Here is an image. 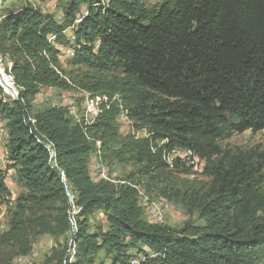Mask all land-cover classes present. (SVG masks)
<instances>
[{
  "label": "trees",
  "instance_id": "1",
  "mask_svg": "<svg viewBox=\"0 0 264 264\" xmlns=\"http://www.w3.org/2000/svg\"><path fill=\"white\" fill-rule=\"evenodd\" d=\"M8 1L0 4V54L11 63L19 98L0 97L8 130L0 203L12 196L10 169L27 191L15 199L2 241L26 255L37 235L64 236L76 225L74 254L60 243L56 264H96L102 251L112 264H127L139 243L156 253L140 264L264 262V147L221 145L236 133L264 129V0H58L61 20L29 0ZM69 45L75 64L109 76L81 85L119 94L132 128L145 137L129 133L115 153L110 143L121 138L115 103L103 104L91 124L74 122L67 106L34 112L42 87H70L58 48ZM177 149L204 163L209 182L164 194L189 214L198 211L203 226L147 221L136 187L94 182L88 168L95 153L112 151L158 179ZM172 165L179 168L180 160ZM98 211L109 226L95 234L88 223Z\"/></svg>",
  "mask_w": 264,
  "mask_h": 264
},
{
  "label": "rangeland",
  "instance_id": "2",
  "mask_svg": "<svg viewBox=\"0 0 264 264\" xmlns=\"http://www.w3.org/2000/svg\"><path fill=\"white\" fill-rule=\"evenodd\" d=\"M0 0V4H1ZM36 6L41 7L45 12H56V16L59 20L62 19L63 14L61 10L57 8L58 0H29ZM148 4L153 5L159 0H146ZM24 0H9L8 4L14 6H21ZM70 33V30L67 32ZM54 38L51 40L53 41ZM62 47V46H60ZM76 52V50H75ZM67 53V54H66ZM65 54V55H62ZM74 55L71 50V46H65V50L60 53V66L62 76L68 81L70 87L63 89L54 86H44L41 88V92L36 96L33 103L34 112L40 111L48 106H68L69 113L73 117V112H76L77 106V118L74 122L85 124H91L98 117L100 112H103L102 105H110L115 103L119 106L120 113L117 117V126L120 131L121 138L118 141H112L110 147L117 152L123 138L129 133L136 135V137H145L147 132L145 130L134 131L132 128V120L127 116V112L123 106L122 98L119 94L111 95L104 93L102 90L91 91L85 88L82 83L89 86L94 83L103 74H94L89 72L83 65L74 63ZM9 65H11L9 59L5 57L0 62V68L4 69V72L9 76L12 87L16 91L13 79L9 75ZM109 77L108 75H103ZM1 93H5L1 98L12 101L16 99V93H9L1 86ZM0 166L2 168L7 165V143L8 136L5 131L6 120L2 118L0 114ZM96 147L101 146V141L96 140L94 142ZM224 148L234 149L240 147L242 149H248L251 147H264V129L258 132L247 130L243 133H236L230 138L221 142ZM114 152H99L95 153L91 158L88 168L90 175L94 182H98L102 179L108 180L120 186L122 184L132 185L136 187L138 191V203L139 207L144 213V217L151 223H159L169 225L175 229L182 228L187 222H190L195 226H203L205 221L202 219L198 211H194L189 214V209L183 205L180 200L171 198L165 195L164 192L174 193L176 191H183L187 187H201L205 186L209 182V178L203 174V162L196 161L191 153L177 149L169 157L171 167L158 179H154L151 176H146L140 173L139 167L130 161H121L116 157ZM97 156H101L98 158ZM175 159L180 160V165H184L182 168L173 167L172 163ZM190 168L191 174H186L182 169ZM9 170L7 183L12 187V196L7 203H0V264H56V260L53 259V250L57 249L59 244H67L71 254H74L72 250L73 235L75 228L64 236L55 237L53 235L44 233L36 236L35 242L31 251L24 255L20 252V247L14 243H4L1 239L2 235L10 229V216L11 211L15 209V199L21 192H26L27 189L17 185L15 180V174H10ZM13 179V182H12ZM72 193V189H69ZM72 212L75 214L77 208L74 206ZM162 220V221H159ZM109 222L107 216L103 211H98L94 214L88 223L89 231L91 233H101V231H107ZM130 258V264L132 260L142 261L143 258L155 257L156 253L149 247L142 243H139L136 248H131L128 251ZM129 263V262H128ZM127 263V264H128ZM96 264H112L110 255L102 251L97 257ZM264 264V262L260 263Z\"/></svg>",
  "mask_w": 264,
  "mask_h": 264
},
{
  "label": "bare ground",
  "instance_id": "3",
  "mask_svg": "<svg viewBox=\"0 0 264 264\" xmlns=\"http://www.w3.org/2000/svg\"><path fill=\"white\" fill-rule=\"evenodd\" d=\"M54 37H51V40L53 39ZM59 48V51L60 53L62 52V50H65V46H62V47H58ZM5 57H3L1 54H0V61L2 63L3 59ZM11 78V76H10ZM0 85L2 86L3 85V88L6 89L7 92L9 93H13V87H12V83H11V80L9 79V76L4 72V69H1L0 68ZM18 91V90H16ZM14 90V92H16ZM141 261H137V260H132L131 261V264H140Z\"/></svg>",
  "mask_w": 264,
  "mask_h": 264
},
{
  "label": "built area",
  "instance_id": "4",
  "mask_svg": "<svg viewBox=\"0 0 264 264\" xmlns=\"http://www.w3.org/2000/svg\"><path fill=\"white\" fill-rule=\"evenodd\" d=\"M70 33H74V31H73V28L72 27H70ZM67 54V53H66ZM62 55H65V54H62ZM1 62V61H0ZM13 93H15L14 92V89H13ZM12 92H11V94H13ZM68 107V106H67ZM78 106H77V109H76V112H73V120H75L76 118H77V112H78ZM73 215H74V213H73ZM159 221H162V220H159ZM157 223H159L158 221H157ZM143 259H145V258H143ZM128 264H130V263H128Z\"/></svg>",
  "mask_w": 264,
  "mask_h": 264
},
{
  "label": "crops",
  "instance_id": "5",
  "mask_svg": "<svg viewBox=\"0 0 264 264\" xmlns=\"http://www.w3.org/2000/svg\"><path fill=\"white\" fill-rule=\"evenodd\" d=\"M5 131H7V128H6V127H5ZM11 170H12L11 173H10L11 175L16 173L15 169H11ZM6 181H7V180H6ZM12 182H13V179H12ZM14 182H15V181H14ZM14 182H13V183H14ZM15 183H16V182H15ZM7 185H8V183H7ZM8 187H9V189L11 190V192H13L12 187H10L9 185H8Z\"/></svg>",
  "mask_w": 264,
  "mask_h": 264
},
{
  "label": "water",
  "instance_id": "6",
  "mask_svg": "<svg viewBox=\"0 0 264 264\" xmlns=\"http://www.w3.org/2000/svg\"><path fill=\"white\" fill-rule=\"evenodd\" d=\"M1 2H2V1H1ZM15 93H16V96H17L16 99H18V98H19V92L16 91Z\"/></svg>",
  "mask_w": 264,
  "mask_h": 264
}]
</instances>
